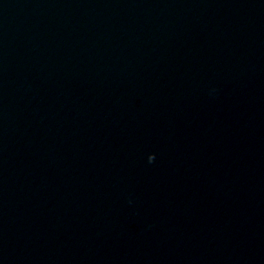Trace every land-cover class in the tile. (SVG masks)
Returning <instances> with one entry per match:
<instances>
[{"label": "water", "instance_id": "95a60500", "mask_svg": "<svg viewBox=\"0 0 264 264\" xmlns=\"http://www.w3.org/2000/svg\"><path fill=\"white\" fill-rule=\"evenodd\" d=\"M0 264H264V0H0Z\"/></svg>", "mask_w": 264, "mask_h": 264}]
</instances>
